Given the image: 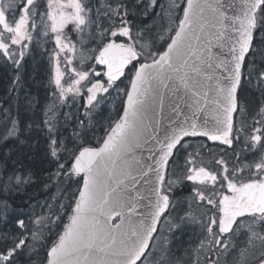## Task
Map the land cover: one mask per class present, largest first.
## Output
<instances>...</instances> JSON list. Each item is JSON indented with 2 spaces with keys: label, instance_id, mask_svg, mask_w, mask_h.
Masks as SVG:
<instances>
[{
  "label": "snow or ice",
  "instance_id": "6c2138e0",
  "mask_svg": "<svg viewBox=\"0 0 264 264\" xmlns=\"http://www.w3.org/2000/svg\"><path fill=\"white\" fill-rule=\"evenodd\" d=\"M0 264H264V0H0Z\"/></svg>",
  "mask_w": 264,
  "mask_h": 264
},
{
  "label": "trees",
  "instance_id": "16d2710c",
  "mask_svg": "<svg viewBox=\"0 0 264 264\" xmlns=\"http://www.w3.org/2000/svg\"><path fill=\"white\" fill-rule=\"evenodd\" d=\"M37 166L39 167V163L37 164Z\"/></svg>",
  "mask_w": 264,
  "mask_h": 264
}]
</instances>
